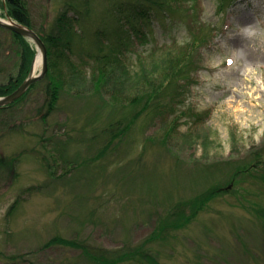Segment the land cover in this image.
Listing matches in <instances>:
<instances>
[{"label": "rangeland", "instance_id": "rangeland-1", "mask_svg": "<svg viewBox=\"0 0 264 264\" xmlns=\"http://www.w3.org/2000/svg\"><path fill=\"white\" fill-rule=\"evenodd\" d=\"M5 1L0 16L8 18ZM220 1H172L181 9L170 16L142 0H25L39 32L55 31L61 16L69 20L70 57L87 80L94 62L86 52L98 44L119 45L126 71L121 85L112 78L100 93L73 84L48 113L41 78L21 102L0 111L7 163L0 168V264H95L80 248L46 245L55 235L97 253L142 247L158 264H264V179L257 177L264 174V0H233L222 10ZM189 5L193 16L186 15ZM141 9L149 12L139 21ZM202 23L212 30L209 43L195 49L183 90L172 101L163 94L160 100L170 101L164 112L151 105L103 155L69 170L98 155L100 130L120 115V101L133 99L142 67L178 53ZM19 52L13 35L0 29L1 82L15 74ZM57 60L55 71L66 77L64 59ZM111 88L118 100L109 97ZM257 151L255 175L233 181L234 165L253 163ZM214 186L218 194L187 226L147 242L167 207Z\"/></svg>", "mask_w": 264, "mask_h": 264}, {"label": "trees", "instance_id": "trees-1", "mask_svg": "<svg viewBox=\"0 0 264 264\" xmlns=\"http://www.w3.org/2000/svg\"><path fill=\"white\" fill-rule=\"evenodd\" d=\"M142 1L149 5V9L152 6H155V10L157 11L166 8L170 16H172L176 12H179V9H181L177 3H172V1L176 0ZM232 1L233 0H221L219 3V9H225L226 5L232 3ZM185 8L189 9L192 12L191 14L186 15L193 16L195 8H193L192 5H189V7L186 6ZM149 9H141L139 11L141 15H138L137 19L140 21L143 18H147ZM5 12L9 17L16 20L17 22L34 29L25 0H6ZM57 20V28L55 29V31L45 33L39 32L34 29L44 41L47 49V71L46 74L42 77V79L45 78L47 80L44 86V92L47 95V110L45 113L50 112L51 109L55 107L60 92L64 90L70 91L73 84H76L77 82L83 84L85 82L84 90L90 89L92 92L94 91V93H100V91H102L104 87H108L110 85L109 82H112V78L116 79L115 83L121 85L123 83L121 75L126 71V67L121 57L122 48H120L119 45H109V48L107 50L103 47L105 44H98L96 46H93L94 48L96 47L93 52H86L87 56L90 57L94 62L91 67L89 80H87L86 76L84 75V73H87L85 69L78 65L79 61L77 63L70 57V53L72 52L71 46L73 42L68 37L70 34L69 27L67 25L69 20H63L62 16ZM196 21L197 19H194V23H197ZM196 25L197 24H194V26ZM0 29L10 32L20 46L19 63L17 65L15 74L9 75L5 82L0 81V96H2L12 92L26 78L29 73L33 57L35 55V48L22 35L3 27H0ZM134 30L136 31V33H139L138 29H136L135 26H133V31ZM209 32L212 33V30L209 27L204 26L203 23L199 24V26L192 32L190 43H188L184 47H181L178 53H166V56L162 57L161 59L155 60L148 71H145V68L142 67V71L137 74V92L134 95L133 99L127 103L124 101H120V115L114 117L111 116L106 125L101 128L100 132L101 134H104L105 142L99 149L97 153L98 155L84 158L83 161L73 164L72 167L69 168V170H72V168L74 166H78V164L87 165L99 158L98 156L103 155L109 148L112 147L111 145L116 139L123 137L126 134V132L134 124V122L143 113H147L149 111L152 112V110L150 109L151 105H153L154 111L163 113L164 108H161V106H166L165 104H169V102L172 101L175 96L183 90L184 86L180 83V81L186 79L189 76L188 74L191 73L193 69L192 67L195 63L193 59V53L195 49L199 46L209 43ZM104 50L107 51L104 52ZM60 57L64 59V62L67 66L66 77L62 76V72L55 71V69H58L57 59H60ZM53 68L55 71L54 74L52 73ZM118 72H121V74H119ZM42 79L32 82L27 90L19 98H17L9 105L0 107V111H5L6 109L12 108L14 107V105L21 102L28 94L29 90L33 88L34 85H36L38 82L43 81ZM164 93H167L168 97L171 98L170 101L166 103H163L161 101ZM109 97L114 101L119 99V96L116 95V89L111 88ZM120 98L123 99L122 97ZM130 106L132 108L130 111V115H128V109H125L130 108ZM168 107L172 108L171 105H168L166 109H168ZM178 116L180 117L181 114L179 113ZM178 116L176 115V118H179ZM177 121L178 120L176 119L174 123H176ZM12 128L13 127H11V129ZM169 136V131L168 129H166V131L162 135V138L166 140ZM167 150L169 151L168 148ZM14 159L15 158H12L10 160L8 166L12 164L11 161H13ZM261 161V154H259L257 151L255 155V161L253 163L242 161L234 165L231 179L233 181H238L245 176H251V174H253V171L258 166H260V164L262 163ZM5 164H7L5 158L0 156V168ZM46 166L48 168L50 167L49 164H47ZM259 174L260 175H257V177H261L264 179L263 172ZM26 190L27 192H30L31 187H26ZM218 192L219 188L214 186L201 194L187 199L179 200L171 204L166 209V215L160 220L156 229L148 237L147 242L155 239L156 237L164 236L165 232L170 229H179L187 226L197 216V213L205 207L206 203L213 197H215ZM16 202L17 200H15L11 205V210L14 208V204ZM51 244H61L74 248H80L85 253L86 257H88V259H90L95 264H117L128 259L138 260L142 264H158V261L148 252H145L142 247H135L129 251H122L121 253L114 252L112 254H110V251L106 249H101L97 253V251H89L82 243H80L76 239H66L59 235H55L46 243V245Z\"/></svg>", "mask_w": 264, "mask_h": 264}, {"label": "water", "instance_id": "water-1", "mask_svg": "<svg viewBox=\"0 0 264 264\" xmlns=\"http://www.w3.org/2000/svg\"><path fill=\"white\" fill-rule=\"evenodd\" d=\"M0 27H3L5 29L11 30L17 34L22 35L25 37L29 42H33L35 44V55L37 53H40L41 56V69L37 74H34L33 71V61L29 70L28 75L26 78L22 81V83L14 89L12 92L0 96V107L6 106L11 104L13 101H15L17 98H19L30 86V84L34 81H37L41 79L47 71V49L44 41L40 37V35L34 31V29L21 24L17 22L16 20L9 18L8 20H3L0 18Z\"/></svg>", "mask_w": 264, "mask_h": 264}, {"label": "bare ground", "instance_id": "bare-ground-1", "mask_svg": "<svg viewBox=\"0 0 264 264\" xmlns=\"http://www.w3.org/2000/svg\"><path fill=\"white\" fill-rule=\"evenodd\" d=\"M0 18H2L3 20H8L7 18L4 17H0ZM40 61H41L40 53H37L33 61V70L37 68V66L40 64Z\"/></svg>", "mask_w": 264, "mask_h": 264}]
</instances>
